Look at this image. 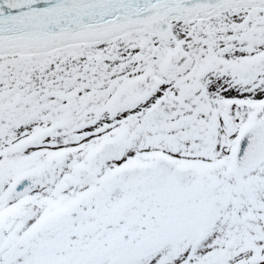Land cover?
Returning <instances> with one entry per match:
<instances>
[{"label": "snow or ice", "instance_id": "6c2138e0", "mask_svg": "<svg viewBox=\"0 0 264 264\" xmlns=\"http://www.w3.org/2000/svg\"><path fill=\"white\" fill-rule=\"evenodd\" d=\"M0 264H264V0H0Z\"/></svg>", "mask_w": 264, "mask_h": 264}]
</instances>
